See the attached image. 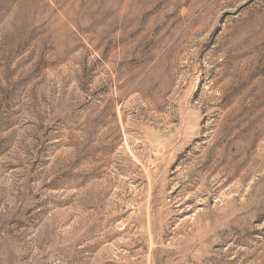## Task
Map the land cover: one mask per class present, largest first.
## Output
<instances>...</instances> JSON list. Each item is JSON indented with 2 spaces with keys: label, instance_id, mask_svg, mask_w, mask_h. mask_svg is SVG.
<instances>
[{
  "label": "rangeland",
  "instance_id": "obj_1",
  "mask_svg": "<svg viewBox=\"0 0 264 264\" xmlns=\"http://www.w3.org/2000/svg\"><path fill=\"white\" fill-rule=\"evenodd\" d=\"M0 264H264V0H0Z\"/></svg>",
  "mask_w": 264,
  "mask_h": 264
}]
</instances>
